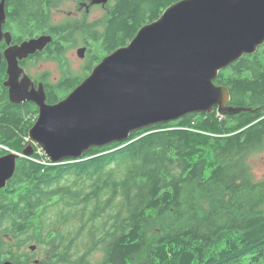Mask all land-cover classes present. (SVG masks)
I'll use <instances>...</instances> for the list:
<instances>
[{"label": "trees", "instance_id": "1", "mask_svg": "<svg viewBox=\"0 0 264 264\" xmlns=\"http://www.w3.org/2000/svg\"><path fill=\"white\" fill-rule=\"evenodd\" d=\"M11 1L14 13L29 9L31 35L47 32L36 11L44 0ZM176 1L114 0L102 30L91 25L100 46L88 71ZM52 29L69 41L85 26ZM231 69L238 77L222 71L215 84L252 111L189 113L58 164L32 145L0 189V263L29 264L21 250L36 241L46 255L37 264H264V179L247 163L264 147V46ZM57 97L48 90V101ZM32 109L0 102V155L27 147Z\"/></svg>", "mask_w": 264, "mask_h": 264}, {"label": "water", "instance_id": "2", "mask_svg": "<svg viewBox=\"0 0 264 264\" xmlns=\"http://www.w3.org/2000/svg\"><path fill=\"white\" fill-rule=\"evenodd\" d=\"M51 40L41 35L9 52L5 85L12 103L31 101L37 106L28 137L51 163H60L189 113H210L214 107L225 115L252 111L228 105L229 89L215 80L264 45V0H178L143 24L128 44L104 56L54 103L48 102L42 82L35 87L16 59L43 50ZM84 53L85 47L77 49L79 57ZM32 152L29 143L22 155L10 150L0 156V189L14 175L17 159Z\"/></svg>", "mask_w": 264, "mask_h": 264}, {"label": "flooded vegetation", "instance_id": "3", "mask_svg": "<svg viewBox=\"0 0 264 264\" xmlns=\"http://www.w3.org/2000/svg\"><path fill=\"white\" fill-rule=\"evenodd\" d=\"M28 1V0H26ZM25 1V2H26ZM107 2L106 4H91V0H78V8L76 10H73L74 16H80L83 14V20L82 24L78 27L85 26L84 30H77L76 33L79 31L82 32L77 38L75 34V40H82L81 47H85V51L88 52V58L89 63L87 66H89L91 62L90 57V48L89 43L87 42L89 39H93L91 37L92 33H90V29H88V25L86 23L88 22V15L90 13V10H93L94 8H101L103 9V13L101 15L102 18H107L110 16V5L112 2ZM53 2L50 0H44L43 2H40V6L37 8L36 11H38L37 17L39 20L40 27H44L45 22H47L50 18L48 11L51 10ZM15 4L11 0H0V102H9L13 104L10 100V94H9V87L5 85V81L8 79L9 75L7 73L8 68V58L9 52L14 53L18 47H20L24 42H27L30 39L38 38L41 35H50L52 36V41L49 42L43 50L37 51L34 54H27L25 56L19 57L17 56V63L19 67L25 72L33 81L34 86L37 87L39 82H42L45 93L47 95L48 100V90H52L59 98L54 102L59 101L61 98L59 93L62 87L65 89L69 88L68 90L63 91L65 96L74 88H71L72 85H76L77 77L76 75L72 74V71L70 69V63L67 61L65 52L67 50L68 44L75 43L74 38L72 40L62 39L60 37V34L55 33V31L52 29V27H60V25H52L49 24L47 27V32L40 31L35 33L34 35H31L30 33V22L28 20L29 17V9L25 8L22 11L17 10L16 13H14ZM100 17V18H101ZM35 26V23L32 24V27ZM53 30V31H52ZM80 48V47H78ZM77 48V49H78ZM76 49V52H77ZM49 51L50 58L57 63L60 69V75L57 78L56 82L50 83L46 79V75L43 74L41 78H35L28 70L27 66L29 65L30 61L35 60L36 57H40L41 53L44 51ZM84 57V56H83ZM93 66V65H92ZM92 68V67H91ZM240 74V73H239ZM21 77V76H20ZM69 91V92H68ZM50 103H54L51 101H48ZM13 262V261H12ZM13 264V263H12Z\"/></svg>", "mask_w": 264, "mask_h": 264}, {"label": "rangeland", "instance_id": "4", "mask_svg": "<svg viewBox=\"0 0 264 264\" xmlns=\"http://www.w3.org/2000/svg\"><path fill=\"white\" fill-rule=\"evenodd\" d=\"M50 1L53 2L50 8L51 10L48 11V14L51 19L45 22L46 28L49 26V24L60 25L66 22H75L77 23L78 26L82 24L81 22L84 19L83 14H81L80 16L79 15L74 16V13H73V10H76L78 8V4H77L78 0H50ZM110 2L114 3V0H111ZM102 13H103V9L101 8H94L93 10H90L89 15L87 16L89 23H86L88 25V29L91 30L92 24L101 23V25L97 26V29H99L100 31L102 30L103 28L102 24L106 21L105 18L101 17ZM94 31L95 30H91L90 33L93 34ZM77 37L78 35H76V38ZM81 42L82 40L78 39V40H75V43H71V44L69 43L67 50L65 52V56H66L67 61H69L70 63V69L72 71V74L78 77L80 76L81 78H84L89 73L87 69V65L90 60L87 55L88 54L87 50L85 51L84 57H79L77 55L76 49L78 47H81ZM87 42L89 43L88 45H89L91 52L96 50L97 49L96 47H98V45L100 46V40L95 41V39H89ZM47 54L48 53L44 51L41 53L40 57H36L35 60L33 61L31 60L29 65L27 66V70L36 79L41 78V76L45 74L47 81H49L50 83H53L57 81V78L60 75V69L57 63L54 62L50 58L51 57L50 54H49L50 57H48ZM226 75L232 76V77H238L239 73L233 69H229L226 71ZM66 93L67 92L65 93L62 92V93H59V95L60 97H63L65 96ZM34 109L37 110V107L33 104V109L31 110V113L25 112L26 119L34 117V114H35ZM37 116H38V111L36 113V118ZM216 116H218V118H221L219 114H216ZM28 141L29 139L27 136L24 138V144L28 143ZM0 147L6 150L8 149L2 145H0ZM11 151H14V150H11ZM15 152L19 153L18 151H15ZM247 163L250 165L251 171L256 180L264 179V147L262 148V150L251 154L247 159ZM30 246H34V249H30ZM21 253L23 255H27L29 259L28 261L29 264H37L38 260L46 258L44 249L37 248L36 241L27 243L26 246L21 250Z\"/></svg>", "mask_w": 264, "mask_h": 264}, {"label": "bare ground", "instance_id": "5", "mask_svg": "<svg viewBox=\"0 0 264 264\" xmlns=\"http://www.w3.org/2000/svg\"><path fill=\"white\" fill-rule=\"evenodd\" d=\"M4 261H6V260H4ZM4 261H2L0 264H2ZM9 261H10V264H12V263H13L11 260H9Z\"/></svg>", "mask_w": 264, "mask_h": 264}]
</instances>
